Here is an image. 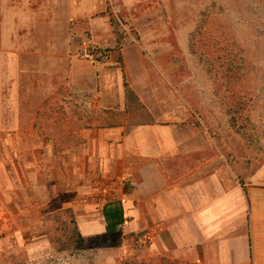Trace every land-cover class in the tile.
Masks as SVG:
<instances>
[{
  "label": "crops",
  "instance_id": "1",
  "mask_svg": "<svg viewBox=\"0 0 264 264\" xmlns=\"http://www.w3.org/2000/svg\"><path fill=\"white\" fill-rule=\"evenodd\" d=\"M176 1H129L117 30L113 0H0V136L16 199L42 209L72 192L92 264H264L262 167L240 180L224 129L203 124L176 51L187 38L167 30ZM87 46L99 56L84 58ZM100 178L122 185L116 200L99 199Z\"/></svg>",
  "mask_w": 264,
  "mask_h": 264
},
{
  "label": "rangeland",
  "instance_id": "2",
  "mask_svg": "<svg viewBox=\"0 0 264 264\" xmlns=\"http://www.w3.org/2000/svg\"><path fill=\"white\" fill-rule=\"evenodd\" d=\"M129 1L134 0H113L118 10L111 21L117 30L120 20L131 17L125 6ZM170 12L167 30L187 38L176 51L182 49L183 75L203 124L224 129L231 166L240 180L259 166L264 173V0H180ZM2 139L0 159H10V180L7 197L0 199V264H92L93 251L77 239L75 195L61 194L42 209L37 205L44 201L17 200L15 154H4ZM24 196L29 199L28 193ZM35 209L48 214L33 216ZM35 220L43 228L29 231ZM36 236H44L46 246L29 248ZM37 250L42 256L35 261Z\"/></svg>",
  "mask_w": 264,
  "mask_h": 264
},
{
  "label": "built area",
  "instance_id": "3",
  "mask_svg": "<svg viewBox=\"0 0 264 264\" xmlns=\"http://www.w3.org/2000/svg\"><path fill=\"white\" fill-rule=\"evenodd\" d=\"M81 55L86 59H95L99 56V54L96 52V49L92 47H84L82 49ZM121 186L122 185H120L116 181L103 178L95 181V188L97 189L99 199L102 202L116 200L119 193L121 192Z\"/></svg>",
  "mask_w": 264,
  "mask_h": 264
},
{
  "label": "trees",
  "instance_id": "4",
  "mask_svg": "<svg viewBox=\"0 0 264 264\" xmlns=\"http://www.w3.org/2000/svg\"><path fill=\"white\" fill-rule=\"evenodd\" d=\"M77 232H78V229H77ZM77 239H78V242L85 244V241L83 238H81L79 232L77 233ZM126 264H141V262L136 263V261H134V263L133 262H127ZM155 264H182V263H177V262H172V261H167V260L162 259V260L157 261V263H155Z\"/></svg>",
  "mask_w": 264,
  "mask_h": 264
}]
</instances>
